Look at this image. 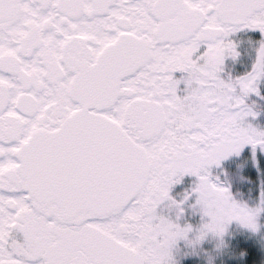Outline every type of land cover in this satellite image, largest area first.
<instances>
[{"label":"snow or ice","instance_id":"snow-or-ice-1","mask_svg":"<svg viewBox=\"0 0 264 264\" xmlns=\"http://www.w3.org/2000/svg\"><path fill=\"white\" fill-rule=\"evenodd\" d=\"M262 83L264 0H0V264H170L188 207L257 231L222 176Z\"/></svg>","mask_w":264,"mask_h":264},{"label":"rangeland","instance_id":"rangeland-1","mask_svg":"<svg viewBox=\"0 0 264 264\" xmlns=\"http://www.w3.org/2000/svg\"><path fill=\"white\" fill-rule=\"evenodd\" d=\"M236 66L243 74L248 67L250 68L251 62L249 66H246L245 71L240 63ZM234 71V75H239ZM260 88L261 92L264 93V83L260 85ZM253 102L257 104L256 110L260 112V115L252 123L264 129V109H262L264 101L253 96L249 103ZM242 155L247 159L236 160V163L232 165V169L236 171L244 168L254 170L253 172H255L257 178L262 181L263 191L261 193H264V153L257 150L256 157L253 158L251 149L246 148ZM228 178L229 176H222L232 193ZM193 179L192 177L186 178L184 185L174 189L172 195L180 199L181 197L177 193L183 192L185 188H190ZM232 195L237 202L245 204L243 207L249 216L252 218L258 216V230L253 232L241 225L238 220H232L221 239L215 234L214 228L208 227L211 220L203 214V209L196 210L188 207L185 214L178 220H176L175 214L171 213L172 218L179 223L182 229L187 228L188 224L191 227L187 229V239L178 241L173 248L170 264H264V204L258 205L260 197L243 201L240 194L232 193ZM248 206L252 208H248ZM201 236H203V239H201Z\"/></svg>","mask_w":264,"mask_h":264},{"label":"trees","instance_id":"trees-1","mask_svg":"<svg viewBox=\"0 0 264 264\" xmlns=\"http://www.w3.org/2000/svg\"><path fill=\"white\" fill-rule=\"evenodd\" d=\"M239 72L240 69L235 65L233 69ZM239 74V73H238ZM234 75V74H233ZM264 109V107L262 108ZM235 175H229V184L233 194H240L243 201H250L251 198L256 199L260 197L261 191H263L262 181L257 178L255 172L244 168L242 170H233Z\"/></svg>","mask_w":264,"mask_h":264},{"label":"flooded vegetation","instance_id":"flooded-vegetation-1","mask_svg":"<svg viewBox=\"0 0 264 264\" xmlns=\"http://www.w3.org/2000/svg\"><path fill=\"white\" fill-rule=\"evenodd\" d=\"M242 59H243V60H241L240 65H241V67H242V68L244 69V71H245V70L247 69L246 66H249V65H250L251 60H250L247 56H243ZM245 68H246V69H245ZM248 68H249V67H248ZM233 71H234V70H233ZM234 72L238 74V72H236V71H234ZM239 74H241L240 71H239Z\"/></svg>","mask_w":264,"mask_h":264}]
</instances>
